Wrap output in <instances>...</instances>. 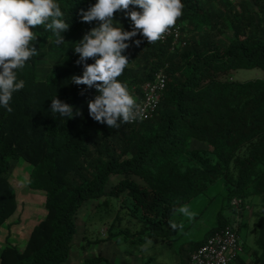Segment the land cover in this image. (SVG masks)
Returning <instances> with one entry per match:
<instances>
[{"label": "trees", "instance_id": "1", "mask_svg": "<svg viewBox=\"0 0 264 264\" xmlns=\"http://www.w3.org/2000/svg\"><path fill=\"white\" fill-rule=\"evenodd\" d=\"M57 2L70 23L65 42L57 45L54 34L36 26L40 54L18 73L25 87L14 94L12 111L0 107V233L18 208L8 179L15 159L32 165L29 186L46 192L47 215L24 249L8 243L0 250V264L67 263L78 236V213L90 199L108 205L114 197L131 203L127 212L139 222H164L218 181L225 185V202L206 239L226 226L240 234L252 216L256 244L243 241V252L230 264H264V78H231L238 69L264 70V0H181L175 25L182 27L185 45L173 48L172 39L149 44L140 35L128 41L122 54L130 62L117 79L130 93H139L161 68L169 81L153 117L119 129L90 117L87 101L95 89L71 82L83 72L75 42L97 26L82 23L80 11L97 0ZM115 19L118 27L132 30L124 12L117 11ZM45 60L50 67L41 75ZM54 97L82 115H54ZM113 175L121 179L109 186ZM234 197L243 200L240 210L231 204ZM225 208L232 214H224ZM206 239L192 243L191 252ZM80 264L114 263L93 256Z\"/></svg>", "mask_w": 264, "mask_h": 264}, {"label": "clouds", "instance_id": "2", "mask_svg": "<svg viewBox=\"0 0 264 264\" xmlns=\"http://www.w3.org/2000/svg\"><path fill=\"white\" fill-rule=\"evenodd\" d=\"M183 7L181 0H97L88 10L81 9V22H96L97 26L75 42L74 52L79 56L76 63L83 65V72L73 75L71 82L96 90L94 98L87 101L93 120L119 129L136 118V100L128 85L117 79L130 62L122 53L130 47L127 42L138 35L149 44L159 40L175 25ZM137 8L139 10H135ZM117 11L124 12L130 19L131 31L117 26L120 24L115 19ZM64 17L57 0H0V107L12 111L10 104L14 94L25 87L18 73L30 58L40 54L36 47L38 36L33 29L43 26L45 31L55 35L57 45L63 44V34L70 30V23ZM134 43L139 46L142 41L137 39ZM89 59L95 63L89 64ZM50 111L68 119L82 115L79 109L74 111L73 105L58 97L51 99ZM176 213L189 220L196 215L187 204L176 208L173 214ZM168 224L172 230L183 229L182 224L172 219Z\"/></svg>", "mask_w": 264, "mask_h": 264}, {"label": "rangeland", "instance_id": "3", "mask_svg": "<svg viewBox=\"0 0 264 264\" xmlns=\"http://www.w3.org/2000/svg\"><path fill=\"white\" fill-rule=\"evenodd\" d=\"M43 67L45 70H42L41 75L47 72L50 61L45 60ZM235 73L236 78L245 81L264 78L261 68L238 69ZM31 170L32 165L23 158L12 161L8 179L16 189L18 208L1 230L0 250L8 243L24 249L34 226L47 215L46 192L29 186ZM132 177L139 181L138 177ZM120 179L113 175L108 185ZM225 195L226 188L222 181L211 185L206 194L194 198L188 204L196 213L194 219L189 220L181 214L171 218L183 225L182 230L173 232L165 231L171 229L169 220L139 222L127 212L131 203L123 205L114 197H109L108 205L90 199L78 213V236L73 243L71 257L65 264H80L93 256H107L114 264H140L150 259L151 264H181L185 258V248L202 239L218 224ZM223 213L231 215L232 211L225 208ZM247 219L248 225L243 223L240 235L244 242L253 246L257 241L258 228L254 226L252 216ZM153 221L157 224H153Z\"/></svg>", "mask_w": 264, "mask_h": 264}, {"label": "built area", "instance_id": "4", "mask_svg": "<svg viewBox=\"0 0 264 264\" xmlns=\"http://www.w3.org/2000/svg\"><path fill=\"white\" fill-rule=\"evenodd\" d=\"M183 30L180 25L170 27L159 39L166 42L172 39L173 48L177 44L185 45L182 40ZM169 81V74L165 68L159 69L155 77L141 86L139 93L132 90L137 105L136 118L130 123L144 121L153 117L161 103L164 91ZM231 204L238 210L241 209L243 200L234 197ZM244 243L237 230L226 226L211 234L206 241L191 252L189 264H230L243 252Z\"/></svg>", "mask_w": 264, "mask_h": 264}, {"label": "crops", "instance_id": "5", "mask_svg": "<svg viewBox=\"0 0 264 264\" xmlns=\"http://www.w3.org/2000/svg\"><path fill=\"white\" fill-rule=\"evenodd\" d=\"M236 73L235 72H233L232 73V75H231V78L233 79V80H236V81H245V80H243V79H241V78H236V75H235ZM247 81V80H246ZM206 236L207 235H205L202 239H198L197 241H202V240H205L206 239ZM196 242V241H195ZM194 243V242H193ZM185 258L182 260V262H181V264H189V258H190V252H191V246H189V247H187V248H185Z\"/></svg>", "mask_w": 264, "mask_h": 264}]
</instances>
